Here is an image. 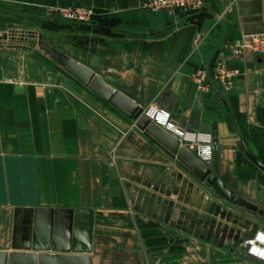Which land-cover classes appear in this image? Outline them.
<instances>
[{"label": "crops", "instance_id": "0c3cea01", "mask_svg": "<svg viewBox=\"0 0 264 264\" xmlns=\"http://www.w3.org/2000/svg\"><path fill=\"white\" fill-rule=\"evenodd\" d=\"M139 3L0 0V33H37L34 47L0 45V251L21 243L25 209L32 221L38 212L40 225L53 226L42 232L50 243L58 212V232L67 230L71 247L86 244L91 221V252L62 253L89 256L91 264H169L170 254L215 243L240 226L211 231L194 221L192 193L175 173L196 183L190 170L66 66L39 54L42 45L143 109L157 103L177 125L211 134L213 160L202 162L237 196L264 208V171L241 146L264 165V55L246 53L244 74L229 92L217 83L201 92L194 83L217 51L222 57L228 44L264 33V0L208 1L184 17L149 13ZM70 6L92 7L94 23L51 22L50 9Z\"/></svg>", "mask_w": 264, "mask_h": 264}, {"label": "water", "instance_id": "95a60500", "mask_svg": "<svg viewBox=\"0 0 264 264\" xmlns=\"http://www.w3.org/2000/svg\"><path fill=\"white\" fill-rule=\"evenodd\" d=\"M198 10H190L181 15V17L197 13ZM37 42V33L26 31H9L8 33H0V45H25L34 47ZM220 54L217 51L213 56L209 67L212 68ZM66 72L77 79L79 82L87 86L91 91L98 95L105 102L113 105L121 113L129 119L136 122L137 127L141 131L147 132L158 143L163 145L170 153L177 157L178 160L190 170V174L196 181H190L182 173L175 172L177 178L182 181L183 185L187 186L191 191L190 206L196 209V212L189 211L193 215L194 221L204 222L209 224L210 230L223 228L229 229V223L242 226V219L235 215L223 204L227 203L233 206L247 209L264 217V208L247 201L244 198L237 196L234 191L229 189L225 182L215 174L186 146H180L178 137L168 132L158 124L151 121L143 114V108L131 97L125 95L110 85L106 84L103 79L96 75L91 69L78 64L71 60L65 68ZM241 146L246 156L256 166L264 171L262 165L250 152L245 142ZM198 201V202H196ZM18 212V211H17ZM23 212L28 213L22 223V240L19 244L12 245V252L0 251V264H64V263H81L91 264L89 256H72L62 255L65 252L73 253H90L92 243V223L89 221L87 231L85 233L86 244L82 247L77 246V240L74 241V247L69 245L67 230L58 232L61 226L59 214L57 212V220L54 225L53 239L48 242L45 234L46 230H53V226L40 225L38 212H35L33 221L31 220L32 209H25ZM225 222V223H224ZM248 224V223H247ZM258 230L257 225H254L252 234ZM44 231L45 234L42 232ZM241 232L237 231V234ZM49 233V232H48ZM251 234V235H252ZM249 236V235H248ZM246 236V237H248ZM52 250L54 254L41 253L36 254V251Z\"/></svg>", "mask_w": 264, "mask_h": 264}, {"label": "built area", "instance_id": "2783aa9c", "mask_svg": "<svg viewBox=\"0 0 264 264\" xmlns=\"http://www.w3.org/2000/svg\"><path fill=\"white\" fill-rule=\"evenodd\" d=\"M208 1L213 0H140L139 7L149 13L168 12L177 15L180 12L201 10ZM95 10L87 6L57 7L49 10V17L79 25H91L95 21ZM246 53L264 55V33L248 35L236 43L226 46L224 56H218L212 68H204L194 75L198 90L206 92L213 83H217L223 92H229L237 79L244 73L240 62ZM235 58L237 63H232ZM143 114L168 132L177 136L180 143L193 151L205 163L214 156V139L211 134L190 131L174 123L171 113L157 103H151L143 109ZM239 253L249 259L264 262V231L258 229L240 244Z\"/></svg>", "mask_w": 264, "mask_h": 264}, {"label": "rangeland", "instance_id": "374dc122", "mask_svg": "<svg viewBox=\"0 0 264 264\" xmlns=\"http://www.w3.org/2000/svg\"><path fill=\"white\" fill-rule=\"evenodd\" d=\"M57 21L51 19L53 24ZM39 54L50 57V60L56 63L55 65L58 69L63 70L66 66V60H60L59 56L50 50L47 45L41 46ZM224 204L228 206V209L230 208V211L242 219L243 226L232 225L234 228H239L233 229L235 232H222V234L218 235L219 238L214 240L215 243L212 241H201V248H195L189 251H178L177 253L170 254L169 264H264L262 261L249 259L239 253L240 244L246 236L252 234L254 225H257L258 229L264 231V217L244 208L225 202ZM238 230H242V232L237 234Z\"/></svg>", "mask_w": 264, "mask_h": 264}, {"label": "clouds", "instance_id": "9594fccd", "mask_svg": "<svg viewBox=\"0 0 264 264\" xmlns=\"http://www.w3.org/2000/svg\"><path fill=\"white\" fill-rule=\"evenodd\" d=\"M261 258L264 259V256H262Z\"/></svg>", "mask_w": 264, "mask_h": 264}]
</instances>
